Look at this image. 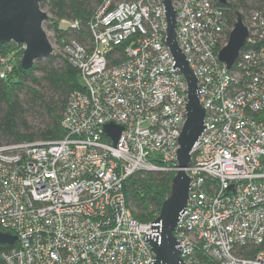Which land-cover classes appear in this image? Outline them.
I'll use <instances>...</instances> for the list:
<instances>
[{
  "label": "built area",
  "instance_id": "obj_1",
  "mask_svg": "<svg viewBox=\"0 0 264 264\" xmlns=\"http://www.w3.org/2000/svg\"><path fill=\"white\" fill-rule=\"evenodd\" d=\"M176 38L198 78L207 127L187 174L175 236L185 264H264V13L231 69L219 60L232 30L213 0H173ZM164 0H105L91 42L61 40L79 73L59 140L0 146V233L17 237L3 264H151L125 184L136 173L179 172L177 139L188 86L166 44ZM81 32L77 20H61ZM229 34V35H228ZM60 41V42H61ZM58 41V43H60ZM15 60L0 57V79ZM106 125L122 128L117 145ZM262 248L252 257L245 254Z\"/></svg>",
  "mask_w": 264,
  "mask_h": 264
},
{
  "label": "trees",
  "instance_id": "obj_2",
  "mask_svg": "<svg viewBox=\"0 0 264 264\" xmlns=\"http://www.w3.org/2000/svg\"><path fill=\"white\" fill-rule=\"evenodd\" d=\"M104 1L44 0L41 8L51 15L52 19L45 24L59 42L64 39L91 42L88 23ZM213 2L225 12L230 30L236 24L238 15L247 24V15L251 12L264 13V0H226L225 4L218 0ZM64 19L79 21L82 31L78 33L62 29L60 21ZM15 46L14 43L0 44V57H9V51ZM80 88L78 70L60 55L53 53L38 59L27 71L20 62L15 61L13 73L6 79H0V146L63 138L64 114L71 95ZM173 178V173L142 171L127 181L125 195L136 220L144 224L155 222L171 193ZM17 246V243L13 246L3 245L0 253ZM261 249L254 247L245 256L252 257ZM205 262L217 264L209 260ZM0 264H3L1 259Z\"/></svg>",
  "mask_w": 264,
  "mask_h": 264
},
{
  "label": "water",
  "instance_id": "obj_3",
  "mask_svg": "<svg viewBox=\"0 0 264 264\" xmlns=\"http://www.w3.org/2000/svg\"><path fill=\"white\" fill-rule=\"evenodd\" d=\"M44 0H0V44L14 43L24 47L21 66L24 70L33 67L38 59L53 54V47L44 30V24L49 15L41 8ZM225 4L226 0H218ZM167 20L166 44L174 58V70L182 73L188 86V102L186 104L187 119L177 142V158L179 172L174 176L171 193L164 201L160 214L154 223L152 235L147 234L143 239L151 246L155 254L151 264H185L180 249L183 247L177 241L175 232L180 217L186 212L191 179L187 169L191 166L194 148L204 130L205 109L200 104L199 95L202 92L198 87V78L194 70L190 69L188 61L181 51L177 38V15L173 0H164ZM249 38V31L242 17L238 15L227 45L220 51L219 60L231 69L240 56ZM104 134L113 139L117 145L122 128L106 125ZM17 237L10 233H0V247L13 246Z\"/></svg>",
  "mask_w": 264,
  "mask_h": 264
},
{
  "label": "rangeland",
  "instance_id": "obj_4",
  "mask_svg": "<svg viewBox=\"0 0 264 264\" xmlns=\"http://www.w3.org/2000/svg\"><path fill=\"white\" fill-rule=\"evenodd\" d=\"M44 12H46L49 15V20L52 19L51 15L48 13L47 10H43ZM252 12L247 15V22L249 21V18L251 16ZM48 24H44V30L46 31V34L50 40V43L52 45L53 48H55V51H60L58 50V45L62 43V41L60 43H58V40L56 39L55 34L53 33V31L51 29L48 28L47 26ZM62 29H64V26H60ZM227 30H230L227 27ZM232 30V29H231ZM22 48V49H21ZM21 48L18 47V45L15 46V48L9 51V57L12 58L13 60H15L17 63H21V60L23 58V52H24V47L21 46Z\"/></svg>",
  "mask_w": 264,
  "mask_h": 264
}]
</instances>
